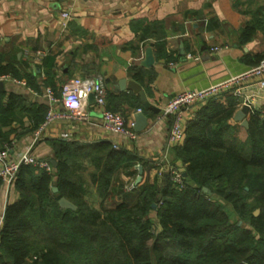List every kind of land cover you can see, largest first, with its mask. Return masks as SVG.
<instances>
[{
    "label": "trees",
    "instance_id": "trees-1",
    "mask_svg": "<svg viewBox=\"0 0 264 264\" xmlns=\"http://www.w3.org/2000/svg\"><path fill=\"white\" fill-rule=\"evenodd\" d=\"M254 28L245 26L244 40ZM132 69L135 80L142 82V72L152 79L150 70ZM1 73L44 93L13 65L0 67ZM3 92L0 149L34 132L47 111ZM229 94L225 102L212 96L200 104L182 142L171 148L166 160L180 164L182 186L156 166L151 179L127 190L121 176L135 180L137 166L142 175L153 161L109 141L53 139V171L20 164L10 184L17 197L5 206L0 264H264V118L250 111L246 137L239 139L237 102ZM130 105L153 114L137 96ZM62 197L74 208L61 207Z\"/></svg>",
    "mask_w": 264,
    "mask_h": 264
},
{
    "label": "crops",
    "instance_id": "crops-1",
    "mask_svg": "<svg viewBox=\"0 0 264 264\" xmlns=\"http://www.w3.org/2000/svg\"><path fill=\"white\" fill-rule=\"evenodd\" d=\"M61 12L69 17H61ZM249 23L255 28L244 40ZM159 50L165 54L160 56ZM38 51L42 55L36 61ZM260 55H264V0H0V67L10 64L30 74L34 85L40 90L50 87L56 97L61 84L71 78L100 76L107 107L133 121L134 109L139 107L130 101L139 96L127 83L134 81L153 111L147 114L141 109L147 126L128 140L104 130L100 114L88 100L83 117L54 118L35 141L33 132L13 137L9 154L16 159L29 150L35 157L51 160L53 139L109 141L147 162L163 164L173 147L167 144L173 116L158 119V115L168 100L182 90L204 88L243 72ZM133 67L150 70L152 79L142 72L138 73L142 82L135 80ZM20 80L25 84L1 78L0 92L14 91L36 106L67 112L61 102L51 104L44 93ZM229 92L237 109L249 106L246 119L264 101V86L258 84L244 88L240 96ZM217 97L225 102L224 94ZM202 103L183 112L184 125ZM233 123L237 137L245 139V127L240 121ZM156 172L144 169L140 180L151 179ZM121 178L126 185L133 181ZM16 197L14 187L1 182L0 226L6 204Z\"/></svg>",
    "mask_w": 264,
    "mask_h": 264
},
{
    "label": "built area",
    "instance_id": "built-area-1",
    "mask_svg": "<svg viewBox=\"0 0 264 264\" xmlns=\"http://www.w3.org/2000/svg\"><path fill=\"white\" fill-rule=\"evenodd\" d=\"M61 17L68 18V12H61ZM217 50L218 47H212ZM42 53L36 52V61L41 58ZM191 56V55H189ZM264 58L259 60L255 65L240 72L236 75L213 83L207 87L200 89H188L172 96L163 106L158 119L171 115L173 121L169 127L167 135L168 146H174L182 142L184 138V122L183 112L190 109L198 103L204 102L207 98L224 94L231 91L234 95L240 96L242 90L248 86L258 84L264 86ZM262 77V78H261ZM9 79L15 83L25 84L24 81L12 78L8 75L0 76ZM89 94H93L95 110L100 114L101 127L107 132L120 135L128 140H133L137 136L134 130V121L125 119L124 115L117 111H112L107 107L106 90L102 77L100 76H84L74 77L64 82L60 87V97L53 94L50 87H45L44 95L49 99L51 104L61 102L62 106L67 110L65 113L54 112L52 108H48L43 122L33 132V141L40 137L41 132L45 129L49 122L56 117L80 118L83 117L82 109L88 101ZM138 110H140L138 108ZM260 116L264 118V101L257 109ZM63 136H66L65 134ZM10 145H5L0 149V180L6 186H10L20 164H29L37 168L45 170L47 173L53 171V165L49 159L38 158L33 156L29 150L24 152L20 157L13 159L10 154ZM114 148H118L117 143H113ZM158 166V165H157ZM162 166V165H159ZM161 169V167H160ZM164 172L169 174L170 179L177 186H182V169L179 167H167ZM127 190L134 187L132 181L125 186Z\"/></svg>",
    "mask_w": 264,
    "mask_h": 264
},
{
    "label": "water",
    "instance_id": "water-1",
    "mask_svg": "<svg viewBox=\"0 0 264 264\" xmlns=\"http://www.w3.org/2000/svg\"><path fill=\"white\" fill-rule=\"evenodd\" d=\"M149 64V62H148ZM125 82V80H124ZM2 81H0V90L2 89ZM127 87L129 89H131L134 93L138 94L139 96V99H140V102H141V105L143 107H150L148 101L146 100V96H145V93L143 92V90L141 89V87L139 86V84H137L136 82L134 81H129L127 83ZM88 100L91 104L94 103V98H93V94H89L88 96ZM140 109V108H139ZM249 110V106L247 104H243L239 109H237L233 115V120L235 121H240V123L244 126V127H247V120L245 118V115L246 113L248 112ZM154 111L158 112L157 109H154ZM134 130L136 132H140L142 130L145 129V127L147 126V117L145 116V114L142 112V110H138L137 109H134ZM51 164L53 166H55V161L53 159L50 160ZM138 169H139V174L138 176L136 177V180H135V183H138L141 179V167L140 166H137ZM53 190L55 191L56 188H53ZM205 190V189H204ZM59 204L61 207H71V208H74V206L72 205L71 202H69L66 198L62 197L59 199ZM258 210H255L254 211V214H257Z\"/></svg>",
    "mask_w": 264,
    "mask_h": 264
},
{
    "label": "rangeland",
    "instance_id": "rangeland-1",
    "mask_svg": "<svg viewBox=\"0 0 264 264\" xmlns=\"http://www.w3.org/2000/svg\"><path fill=\"white\" fill-rule=\"evenodd\" d=\"M153 165H154V169H156V171L158 170V168H160L161 167V170H164L165 168H169V167H171L172 165L171 164H169L167 161H166V159L165 160H163V164H161V162H157V161H153V163H152ZM158 165V166H157ZM159 165H162V166H159ZM158 168H157V167ZM177 167H179L178 166V164H177ZM180 168V167H179ZM138 175H136V177H137ZM136 177H135V180H136ZM135 180H133V182H135ZM105 204H107V206L108 205H110V202H106ZM96 205H97V203H96ZM150 215H151V217H154V212H151L150 213Z\"/></svg>",
    "mask_w": 264,
    "mask_h": 264
}]
</instances>
